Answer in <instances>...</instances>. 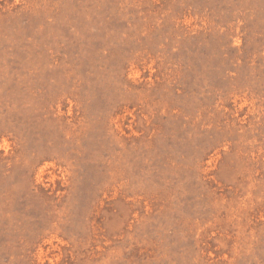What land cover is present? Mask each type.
<instances>
[{"label":"rangeland","instance_id":"rangeland-1","mask_svg":"<svg viewBox=\"0 0 264 264\" xmlns=\"http://www.w3.org/2000/svg\"><path fill=\"white\" fill-rule=\"evenodd\" d=\"M0 264H264V0H0Z\"/></svg>","mask_w":264,"mask_h":264}]
</instances>
